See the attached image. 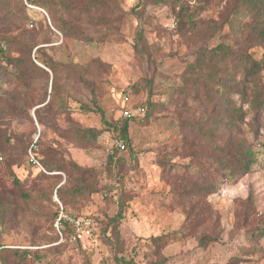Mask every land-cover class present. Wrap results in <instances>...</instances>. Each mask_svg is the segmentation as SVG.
<instances>
[{"label": "rangeland", "instance_id": "obj_1", "mask_svg": "<svg viewBox=\"0 0 264 264\" xmlns=\"http://www.w3.org/2000/svg\"><path fill=\"white\" fill-rule=\"evenodd\" d=\"M167 1L157 5L149 3L145 10L133 13L137 0H114L110 7L118 14V23L112 28L82 23L86 39H64L48 23L41 9L33 7L28 12L24 31L31 35L35 49L42 53L41 58L57 64L66 94L56 107L42 110L38 121L33 112L46 104L42 100L43 81L35 80L32 86L25 88L22 82L8 74L9 77L0 82V156L3 158L0 193L16 195L13 181L17 180L20 189L33 197L27 204L18 202L21 209L33 210L31 215L20 217L13 225L0 227V249L29 250L31 256L19 261L7 255L5 264H114V251L104 242L103 230L107 220L115 216L120 197L125 206L123 219L117 227L119 244L115 249L118 256L133 259L136 264H149L152 249L148 239L176 230L185 219L186 209L194 206L203 211L204 221L193 235L163 250L168 258L166 264H225L233 257L239 258L238 264H264V238L256 243L246 238V229L264 222V109L255 114L237 95L229 97V102L245 114L238 136L254 150L256 164L249 174L224 182L206 199L200 201L193 196H183L179 197L181 205L174 203V191L181 182L174 184L161 164H172L180 172L184 165L202 161L193 160L191 150L195 143H202L208 149L206 144L210 141L221 142L209 136L193 140L191 135H183L177 113L184 119L196 121L202 117V107L199 101L190 103L180 98L176 91L181 88L184 77L193 76L188 73L187 66L195 60L200 46L208 50L219 44L238 47L245 42L249 29L246 22L256 20L248 17L239 27L224 26L215 36L201 35L202 44L187 43L186 21L175 18L178 8L174 12ZM185 1L193 11L195 0ZM225 5V1L211 5L198 18L207 21L210 27L214 26L213 22L219 26ZM41 19L46 20L52 32L42 25ZM138 31L144 34L151 63L135 53ZM263 51L264 45L249 49L255 59H259ZM70 64L87 68V78L96 88L95 101L79 83L78 74ZM152 73L151 116L144 120L137 112L143 106L150 109L146 103L144 79ZM237 73L233 69L232 83L239 78ZM262 83L264 85V72ZM82 105H87L88 111L82 109ZM126 110L133 112L136 118L128 127L131 152L112 148L109 140L112 133L107 131L113 123L121 121L120 116ZM72 123L99 132L96 142L82 146L83 143L69 140L65 134H69ZM30 141L32 149L39 154H52L56 159L63 158L93 170L99 184L98 193L87 201L70 203L65 211L53 196L59 214L53 226L38 212L39 208L45 211V206L54 211L57 206L47 201L37 202L34 198L37 191H51L55 180L37 178L39 167L30 164L32 152L28 147L25 153L23 151ZM16 142L20 145L18 152L15 151ZM36 142L38 148L34 146ZM114 151L122 160L118 166L122 171L117 178L116 169L108 160ZM131 154L135 159H131ZM61 175L63 183L65 176ZM248 198L253 201L252 206L248 205ZM63 217L89 220L90 234L78 239L71 233L63 238L58 225ZM52 227L58 233L56 242H49L53 236ZM200 233L213 234L219 239L202 249L197 247L196 240ZM105 236H111L110 230ZM35 252L43 257L38 260Z\"/></svg>", "mask_w": 264, "mask_h": 264}, {"label": "trees", "instance_id": "obj_2", "mask_svg": "<svg viewBox=\"0 0 264 264\" xmlns=\"http://www.w3.org/2000/svg\"><path fill=\"white\" fill-rule=\"evenodd\" d=\"M164 1L137 0V5L132 12L145 10L149 3L157 5ZM224 1L226 5L220 15L221 25L217 26L219 23L213 22L214 26L210 27L207 21L198 18L211 5H218ZM113 3L114 0H0V63L2 64L0 65V82L5 81L6 77H9L8 74L16 81L22 82L25 88L32 86L35 80L43 81L42 100L46 104L33 112V116L38 121H40L41 111L56 107L66 94V90L60 83L61 76L56 68L57 64L50 59H42V53L40 54L39 49H35L36 44L31 40V35L24 31V22L28 18V12L33 10V7L41 9L48 23L64 39H86L81 29L82 23L108 28L118 23V14L110 7ZM167 3L172 6L174 12L178 8L176 19H185L187 43L202 44L201 35L215 36L224 26L230 29L239 27L242 20L248 17L256 20L246 22L249 29L246 30L245 42L238 47L219 44L208 50L200 46L195 60L187 66L188 73L193 76L184 77L181 88L176 91L180 98L190 103L199 101L202 107V117L196 121L184 119L181 114L177 113L178 125L183 135L185 137L191 135L193 140L196 137L209 136L221 141L220 143L210 141L206 144L208 149H205L202 143H195V147L193 146L191 150L193 160L198 158L202 161L198 164H186L180 172L172 164L161 163L174 184L181 182L180 186L175 188L176 195L172 198L174 203L181 205L179 197L193 196L202 201L214 194L224 182L249 174L256 164L254 150L238 136L239 125L243 122L245 114L241 108H235L229 102V97L232 94L237 95L240 101L248 104L249 109L255 114L264 109V85L262 83L264 51L259 59L253 58L249 53L250 48L264 45V0H195L193 11L190 10L192 7L189 2L185 0H168ZM40 21L47 27L45 19ZM48 31L52 32L49 29ZM134 50L142 60L150 63L153 61L142 31L137 32ZM69 67L77 72L79 83L90 92L92 100L95 101L96 88L93 81L87 78V68L77 64H70ZM233 69L239 74V78L233 80L234 83L231 81ZM144 83L147 93L146 103L150 109L147 110L143 106L145 108L143 118L148 120L152 107L150 97L153 94V73L144 79ZM93 106L96 107V104ZM81 108L88 111L87 105H82ZM120 117L121 121L113 123L112 128L107 130L112 133L109 140L110 143L114 140H123L124 150L128 149L131 152L128 127L129 123L136 118H122V115ZM69 130V134H65L69 140L83 143L82 146L93 145L100 134L93 128H82L76 123H72ZM16 144L18 146L15 151L18 152L20 145L18 142ZM32 145L30 141L23 151L25 153L28 147L33 154L32 157L38 163L36 167V164L30 162L33 167L40 168H38L37 178L43 181L55 180L52 190L48 193L36 192L34 199L37 202L47 201L56 207L57 204L52 201L54 196L65 211L70 203L78 200L87 201L93 194L100 191L93 170L81 168L75 163L66 162L63 158L56 159L52 154L44 152L39 154L37 150L32 149ZM34 146L38 148L37 142ZM0 158V162H3V158L1 156ZM131 159H135L133 154H131ZM108 160L116 169L115 178H117L122 171L118 168L122 160L116 157V151L109 156ZM61 174L65 176L63 183ZM13 185L16 195L11 192L0 193L1 228L13 225L20 217H27L33 211L29 208L21 209L19 204L31 202L32 194L21 190V185L17 180L13 181ZM248 205H253L251 198H248ZM124 206L125 203L120 197L115 216L107 220L103 230V240L114 251V264H136L133 259L127 260L122 255L118 256V251L115 249V246L119 244L117 227L123 219ZM45 208L43 212L39 208L38 214L41 213L53 226L59 217L58 206L54 211L49 210L48 206ZM75 219L72 218V220ZM203 221V211L190 206L185 211L184 221L176 230L150 237L148 242L152 249L150 252L152 259L149 264H166L168 258L163 255V250L170 244L193 235ZM58 225L59 233L63 238H68L71 233L74 234L71 222L60 218ZM51 230L53 236L49 242H56L58 233L54 232L53 227ZM108 230L111 233L109 237L105 236ZM246 238L252 243L264 238V222L252 224L246 229ZM218 239L216 235L200 233L196 238L197 247L205 249ZM35 254L38 260L43 257L42 254L36 252ZM120 254H122L121 248ZM7 255L23 261L31 256V252L0 249V264H5ZM239 262V258L233 257L225 264H238Z\"/></svg>", "mask_w": 264, "mask_h": 264}, {"label": "built area", "instance_id": "obj_3", "mask_svg": "<svg viewBox=\"0 0 264 264\" xmlns=\"http://www.w3.org/2000/svg\"><path fill=\"white\" fill-rule=\"evenodd\" d=\"M126 100V99H125ZM145 112V108L141 107L138 109V114L143 115ZM123 118H132L134 117L133 112L124 111L122 114ZM111 147L115 148L116 150L123 151L125 149V144L123 140H114L111 142ZM1 161V158H0ZM31 162L38 165V163L31 157ZM63 220L70 221L72 223V228L74 232L75 238L80 239L82 236H86L90 234V221L86 219H76V220H69L67 217H63Z\"/></svg>", "mask_w": 264, "mask_h": 264}]
</instances>
